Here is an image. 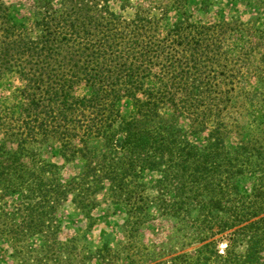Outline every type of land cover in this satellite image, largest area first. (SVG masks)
Listing matches in <instances>:
<instances>
[{"label":"trees","instance_id":"obj_1","mask_svg":"<svg viewBox=\"0 0 264 264\" xmlns=\"http://www.w3.org/2000/svg\"><path fill=\"white\" fill-rule=\"evenodd\" d=\"M110 2L34 0L27 23L0 0V87L18 81L0 93V240L16 264H115L110 247L60 237L67 202L92 223L107 191L133 255L153 209L196 245L162 260L146 249L144 264H264V27L184 10L169 24L141 5L127 18ZM49 139L77 173L41 156Z\"/></svg>","mask_w":264,"mask_h":264},{"label":"rangeland","instance_id":"obj_2","mask_svg":"<svg viewBox=\"0 0 264 264\" xmlns=\"http://www.w3.org/2000/svg\"><path fill=\"white\" fill-rule=\"evenodd\" d=\"M7 5H16L20 13L25 17V21L30 23L34 18L33 4L34 0H2ZM163 3L164 6L157 7L156 3ZM120 0H111L110 6L117 13H122L127 18L135 15L137 6L147 7L154 15H161L168 10L167 23H174L181 17V11H186L193 22L196 23H214L222 17L239 16L243 20H256L264 27V0H129L126 8L122 9ZM156 6V7H154ZM206 8V9H205ZM18 81L8 80L0 87V93H6L11 90ZM182 124L187 126L188 121L182 120ZM204 135L192 137V140L200 142ZM237 140L232 139L230 143L234 144ZM36 149L44 159L65 165L63 168L64 177H70L79 171L80 164H66L59 155L60 143L53 139L36 144ZM156 176L150 174L147 176V183L151 186ZM240 187L244 193H250L251 182L248 178L240 180ZM153 190L148 193L154 195ZM100 205L93 212L94 221L86 219L79 210L69 201L61 210V234L63 241L76 239L82 252L96 251L104 246L110 247L113 252L115 264H127L129 256L134 254V250L126 249V238L124 233V222L126 219L125 209L115 204L107 191L100 195ZM19 201L18 197L10 200V206L14 207ZM152 218L140 231L137 239V249L140 254L136 257L138 264H144L139 257L149 249L152 252L151 258L155 260L167 259L181 252L194 251L196 245H187V238L183 237V231L178 229V223L165 216H160L154 209ZM221 235L215 238L219 239L218 248L224 250V244L228 240ZM33 245L38 244L37 241ZM186 243V244H184ZM12 249L10 243L0 240V264H16L18 261L11 256ZM148 253V252H147ZM150 257V256H148ZM142 261H144L142 259ZM92 264H102L94 259Z\"/></svg>","mask_w":264,"mask_h":264},{"label":"water","instance_id":"obj_3","mask_svg":"<svg viewBox=\"0 0 264 264\" xmlns=\"http://www.w3.org/2000/svg\"><path fill=\"white\" fill-rule=\"evenodd\" d=\"M223 246H224V247H226V246H227V244H224ZM223 251H224V250H221V252H223Z\"/></svg>","mask_w":264,"mask_h":264}]
</instances>
